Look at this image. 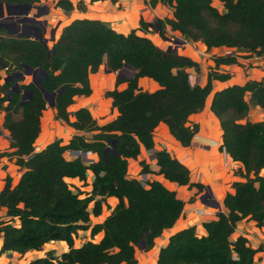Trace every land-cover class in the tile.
<instances>
[{"label":"trees","instance_id":"1","mask_svg":"<svg viewBox=\"0 0 264 264\" xmlns=\"http://www.w3.org/2000/svg\"><path fill=\"white\" fill-rule=\"evenodd\" d=\"M41 1L0 0L2 4L30 5ZM93 1L97 0H89ZM218 2L221 9L212 0H146L150 7L161 4L171 11L170 17L152 24L159 36L168 26L172 33L200 42L205 50L225 47L233 51L211 55L213 66L203 85L192 84L186 72L190 68L198 73L197 62L165 52L135 30L116 32L98 19L74 18L65 23L50 48L36 39L7 35L0 27V71L8 75L24 66L36 69L40 65L45 73L40 77L41 88L47 93L61 89L54 96L53 118L75 132L66 143L53 138L34 151L46 101L32 81L20 83L19 91L9 94L16 79L0 82L1 128L7 132L10 148L0 156L13 159L20 172L13 185L5 176L0 189V207L8 217L0 219V254L22 255L40 250L45 243L63 241L66 251L55 255L47 250L26 264H136L135 249L140 241L146 252L154 238L174 224L184 202L158 181L147 180L142 186L136 178H128L127 159L135 158L140 148L152 149L159 123L179 146L187 147L198 130L188 116L202 109L211 92V80L230 77L218 66L237 64V52L264 56V0ZM52 6L64 12L85 9L82 0L74 5L69 0H52ZM138 24L146 30L141 18ZM101 64L112 72L127 64L134 72L128 78L116 77L114 87L103 93L115 116L98 124L85 107H76L71 113L68 107L75 96L90 94L88 75ZM140 77L151 79L158 87L142 90ZM120 82L125 87L117 89ZM22 91L31 95L23 98ZM250 106L264 113V76L212 92L209 110L221 130L218 150L239 163L234 172L239 179L230 182L231 191L222 197L224 211L202 221L204 234H198L193 225L173 232L157 250L154 264H254V254L263 246L254 249L241 235L230 239L243 218L252 220L264 233V175L260 173L264 170V121L241 122ZM109 140L116 154L103 152ZM65 151L90 152L96 158L91 162L79 156L66 159ZM153 156L157 173L165 180L203 190L201 183L189 180L188 168L167 150H155ZM139 165V173L148 172L144 163ZM87 172L91 179L86 193L67 181L76 178L83 184ZM108 196L115 197L116 203L100 222L91 223L89 216L101 214ZM79 231H87L89 238L76 246Z\"/></svg>","mask_w":264,"mask_h":264},{"label":"crops","instance_id":"2","mask_svg":"<svg viewBox=\"0 0 264 264\" xmlns=\"http://www.w3.org/2000/svg\"><path fill=\"white\" fill-rule=\"evenodd\" d=\"M73 5L79 0H69ZM85 3V9L83 11L73 8L69 12L61 11L59 8L53 7L50 9L55 15H64V22L61 27L74 18H89L98 19L109 24V26L119 33H127L130 30H135L136 34L144 35L151 39L155 45L161 48L159 44L160 38L158 37L156 30L152 29V24L156 19H163L164 17H170L171 11L169 8L156 4L150 7L146 0H97L89 2V0H82ZM213 5H218V9H221V5L218 0H212ZM49 11V8H48ZM142 19L146 23V30L139 28L138 21ZM60 31V27L54 30L55 37H57ZM164 31L172 33L168 26H165ZM175 34V33H173ZM190 42V41H189ZM197 45L198 50H192L187 48V53L176 51L178 54L185 55L198 63L199 72L195 73L192 69H186L188 73L191 70L196 74L195 82L199 85H203L206 81V73L209 67L213 66L211 55L212 54H226L233 51L225 47L211 48L205 50L204 46L198 42H192ZM167 48V46H165ZM163 47L162 49H164ZM183 50V51H184ZM214 50H217L216 52ZM203 57H199V54ZM237 57V64L219 65V70H225L230 74V77L224 81L211 80V92L207 95L202 109L196 113L188 116L190 123H195L198 126L197 132L192 137L190 144L187 147H181L178 143L169 135L166 126L163 123H159L153 134V147L152 152H148L144 148H140L138 155L135 158L127 159L126 173L128 178H136L140 171L139 163L142 162L146 165L148 172L144 173L149 181L155 180L161 183L169 190H173L177 198L184 202L182 212L176 219L174 224L170 228L163 229L159 236L154 238V244L151 249L143 253V256L147 257V261H139L137 259L136 264H154L155 256L159 247L163 246L167 238L173 232L185 227L193 225L198 234H204V229L201 225L202 221L208 219H214L217 212L224 211L222 207V197L225 192L231 191L230 182L238 180L239 178L228 170L227 165L231 164L236 169L239 163L233 162L230 157L222 151L218 150V146L221 143L220 134L221 130L216 117L209 110V102L213 91L219 90L225 86L231 84H242L247 79L258 80L264 76V56H248L246 52H243ZM129 68V67H128ZM131 74L124 76L120 70L118 78H128L134 72L131 68ZM1 72V71H0ZM117 72H112L106 68L104 64H101L97 71L88 75V81L91 92L88 96H75L74 103L68 107V112H72L76 107H85L92 118H94L98 124L104 123L115 116V110L110 108V99L104 97L103 93L110 90L115 85V78ZM189 74V73H188ZM190 76V75H189ZM28 75L25 74L22 80H18L17 83H26L28 81ZM27 80V81H26ZM4 81V80H3ZM138 85L142 90L153 91L158 86L157 84L146 77H140L138 79ZM125 87V82L117 84V89ZM3 113L0 112V152L10 151L8 147V136L6 130L1 128ZM244 121H264V113L257 106H250L246 116L241 120ZM74 130L58 122L53 118V108L48 106V109L42 112L40 118V131L36 139L34 140V151H37L50 142L53 138H60L62 143H66L68 139L74 134ZM85 136L89 137V133ZM164 148L172 156L178 159L189 170V180L193 182L194 172L201 173L200 182L204 186L208 196L205 201H214L218 205L205 204L202 202L203 192H198L196 188H187L186 186H175L172 182L165 180L160 174L157 173L156 160L153 156V151ZM71 151H65L63 156L66 159H70L73 156L70 155ZM181 155L186 156V162L183 163ZM92 161L96 158L93 153L87 155ZM193 171V172H192ZM19 171L13 163V159H9L6 156H0V189L4 183V177L8 176L11 179V184H15ZM264 175V170L260 172ZM91 174L87 172L85 182L90 183ZM69 183L73 185H81V182L76 178L67 179ZM190 197H193L189 199ZM186 199V200H185ZM204 200V198H203ZM116 203V198L108 196L105 198V204L102 205L101 214L99 216H89L91 223L100 222L105 215L108 214L109 209ZM106 208V210H105ZM106 211L103 215V211ZM0 219L6 220L5 210L0 207ZM80 232V231H79ZM82 233L88 235L87 231ZM241 235L246 238L247 243L252 248H257L262 245L261 250H258L254 254V264H264V233L263 228H258L254 225L252 220L243 218L239 220L234 228V231L230 235V239H234L236 236ZM100 234L94 238H99ZM1 244V239H0ZM48 245L43 252L47 250L53 251V254L58 255L61 252L67 250L66 244L63 241L45 243L43 246ZM76 246H78L75 243ZM42 246V247H43ZM35 251V250H32ZM29 251L20 255L16 252L1 253L0 264H26L31 258H27ZM43 255V254H42ZM41 255V256H42ZM37 257V256H36Z\"/></svg>","mask_w":264,"mask_h":264},{"label":"water","instance_id":"3","mask_svg":"<svg viewBox=\"0 0 264 264\" xmlns=\"http://www.w3.org/2000/svg\"><path fill=\"white\" fill-rule=\"evenodd\" d=\"M5 8L6 14L8 15L7 17H3V11L1 7ZM30 8L35 10V13H33L31 16L28 14V11ZM48 12V7L46 5H30L26 3L22 4H2L0 2V27L5 30L7 35H14V36H23V37H28L30 39H36L39 41L42 45H45V38L43 37V33L45 31V25H46V20H39L37 17L40 15H43ZM2 17V18H1ZM54 30L55 28H52L50 30V40L54 39ZM177 42L174 41L172 42V46H168L165 49V52H172L176 53V47L175 44ZM53 51V48L51 49ZM49 52L46 53V57H48ZM124 67H129L127 64L124 65ZM131 68V67H129ZM133 71L134 69L131 68ZM122 70V69H121ZM30 71H33L32 73L39 71L42 76H44V72L41 70L40 65L36 69H30L29 67L24 66L22 71H14L8 75L5 76L4 81L10 80L12 78L16 79L15 82L10 86V88L7 91V94H9L11 91L18 92L19 91V84L17 83L18 80H22L25 74H29ZM117 77L120 74V70L117 71L116 73ZM41 91L43 98L46 101V104L49 107H53L54 104V96L56 93H59L61 89L47 93L41 88V79L38 81H35L34 78L31 80ZM31 95V92L29 91H22V97L26 98ZM106 151H112L114 154H116V151L113 147V141L109 140V145L105 146L103 148V152ZM208 196V191L206 193H203L202 195V202L205 204H214L218 205L214 201H205V198ZM204 198V200H203ZM138 246L142 249L143 248V242L142 240L138 244Z\"/></svg>","mask_w":264,"mask_h":264},{"label":"rangeland","instance_id":"4","mask_svg":"<svg viewBox=\"0 0 264 264\" xmlns=\"http://www.w3.org/2000/svg\"><path fill=\"white\" fill-rule=\"evenodd\" d=\"M35 5H46L48 8H49V11L43 15H40L39 17H37V19L39 20H43L45 19L46 20V25H45V31L43 33V37L45 38V45L47 48H50L53 41L56 39L55 37V34H54V39L53 40H50L49 37H50V30L52 28H61V25L62 23L64 22V15H55L53 12H51V8H52V0H42L41 2H39L38 4H35ZM215 6L216 8H219L218 5H213ZM33 13H35V10L30 8V10L28 11V14L31 16ZM8 15L6 14V11H5V8L3 7V17H7ZM2 18V17H1ZM158 37H161L158 35ZM162 37H164V39L160 38L159 40V44L161 46V48L165 47V46H172L174 44H172V42L176 41L177 43L175 44L176 45V48L178 51L182 52V53H187V51H185L184 49L188 50L187 48H190L192 50H198V47L196 44L192 43V42H189L188 40L184 39L182 36H179L178 34H173V33H170V32H167V31H164L163 32V35ZM166 49V47L164 48ZM184 50V51H183ZM215 52L217 50H214ZM240 55H243L241 53L243 52H239ZM199 54V53H198ZM199 57H203L202 54H199L198 55ZM122 74L124 76H129L131 74V70L127 67H123L122 68ZM33 71H30L28 75V81H31L32 78H34L35 81H38L40 79V77L42 76L40 74L39 71H36L34 73H32ZM189 73V80L190 82L193 84L196 80V74L193 73L191 70L188 71ZM6 74L1 71L0 72V82H2L5 78ZM24 78V77H23ZM27 81V80H26ZM27 81V82H28ZM48 109V105L46 104V108L45 110ZM1 153V152H0ZM181 160L184 162H186V156L185 155H181ZM228 167V170L229 171H232V173L234 174L236 168L234 166H232L231 164H228L227 165ZM193 172V171H192ZM194 177L192 178L193 179V182H200V179H201V173L196 171L194 173ZM75 187H77L80 191L82 192H87L89 190V183L88 182H83V184L81 185H75ZM198 192H205V190H201V191H198ZM193 197H190L189 199H191ZM186 200V199H185ZM106 210V208H105ZM103 211V215H105L106 211ZM89 238V235H86L84 233H82V231L78 232L77 236H76V240H75V243L77 245H80L82 244L83 242L87 241ZM97 238H93V240H96ZM49 247L48 245H45L43 246L40 250H35V251H29V254L27 255V258H33V257H36V256H41L44 252V249ZM135 256L137 259H139V261H147V257L146 256H143V253H142V250L139 246L136 247L135 249Z\"/></svg>","mask_w":264,"mask_h":264},{"label":"built area","instance_id":"5","mask_svg":"<svg viewBox=\"0 0 264 264\" xmlns=\"http://www.w3.org/2000/svg\"><path fill=\"white\" fill-rule=\"evenodd\" d=\"M175 47H176V45H175ZM176 50H177V48H176ZM147 151L150 153V152H152V149L147 150ZM89 153L90 152L71 151L70 155L79 156L81 158V160H83L84 162H91L92 160L87 157V155ZM137 180L140 182V184L142 186H146V181L148 179H147V177H146V175L144 173H138Z\"/></svg>","mask_w":264,"mask_h":264},{"label":"bare ground","instance_id":"6","mask_svg":"<svg viewBox=\"0 0 264 264\" xmlns=\"http://www.w3.org/2000/svg\"><path fill=\"white\" fill-rule=\"evenodd\" d=\"M2 11H3V6L1 7Z\"/></svg>","mask_w":264,"mask_h":264}]
</instances>
